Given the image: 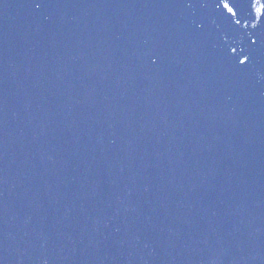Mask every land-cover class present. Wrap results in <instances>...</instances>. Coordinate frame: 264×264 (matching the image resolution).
Here are the masks:
<instances>
[{"label": "water", "instance_id": "1", "mask_svg": "<svg viewBox=\"0 0 264 264\" xmlns=\"http://www.w3.org/2000/svg\"><path fill=\"white\" fill-rule=\"evenodd\" d=\"M261 6L0 0V264H264Z\"/></svg>", "mask_w": 264, "mask_h": 264}, {"label": "snow or ice", "instance_id": "2", "mask_svg": "<svg viewBox=\"0 0 264 264\" xmlns=\"http://www.w3.org/2000/svg\"><path fill=\"white\" fill-rule=\"evenodd\" d=\"M223 8L225 10H227L228 13H230L232 15H235V12H234L233 8L230 7L228 3H226V2L223 3ZM256 12L259 13V14H261V15H264V6H261V7L256 8ZM236 23L238 24V23H240V21L237 20ZM240 62L241 63H244L245 60H241Z\"/></svg>", "mask_w": 264, "mask_h": 264}]
</instances>
